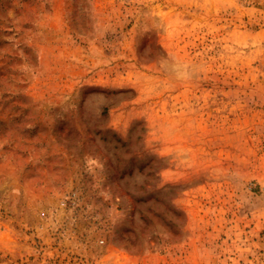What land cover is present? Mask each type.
<instances>
[{"label": "rangeland", "instance_id": "1", "mask_svg": "<svg viewBox=\"0 0 264 264\" xmlns=\"http://www.w3.org/2000/svg\"><path fill=\"white\" fill-rule=\"evenodd\" d=\"M0 264H264V0H0Z\"/></svg>", "mask_w": 264, "mask_h": 264}, {"label": "trees", "instance_id": "2", "mask_svg": "<svg viewBox=\"0 0 264 264\" xmlns=\"http://www.w3.org/2000/svg\"><path fill=\"white\" fill-rule=\"evenodd\" d=\"M105 111V109H103V112Z\"/></svg>", "mask_w": 264, "mask_h": 264}]
</instances>
